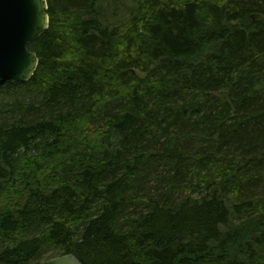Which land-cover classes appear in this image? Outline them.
Returning <instances> with one entry per match:
<instances>
[{
	"label": "trees",
	"instance_id": "trees-1",
	"mask_svg": "<svg viewBox=\"0 0 264 264\" xmlns=\"http://www.w3.org/2000/svg\"><path fill=\"white\" fill-rule=\"evenodd\" d=\"M104 1L0 88V264H264V0Z\"/></svg>",
	"mask_w": 264,
	"mask_h": 264
},
{
	"label": "water",
	"instance_id": "water-1",
	"mask_svg": "<svg viewBox=\"0 0 264 264\" xmlns=\"http://www.w3.org/2000/svg\"><path fill=\"white\" fill-rule=\"evenodd\" d=\"M46 0H0V88L27 83L38 66L30 45L49 27ZM41 264H81L68 254Z\"/></svg>",
	"mask_w": 264,
	"mask_h": 264
},
{
	"label": "rangeland",
	"instance_id": "rangeland-1",
	"mask_svg": "<svg viewBox=\"0 0 264 264\" xmlns=\"http://www.w3.org/2000/svg\"><path fill=\"white\" fill-rule=\"evenodd\" d=\"M125 2H126V4H129L128 0L124 1V3ZM116 5H117V3L115 0L113 2H111V4H109L107 1H104L102 3V8L104 10V16H105V18H107L109 20V22L114 21V20H120L121 21V20L125 19V17H127L124 10L118 9L116 7ZM6 99H7V101L10 100V98H6ZM50 254H52V253H49V255H46V257H44L42 260L44 262H47L46 260L50 256Z\"/></svg>",
	"mask_w": 264,
	"mask_h": 264
}]
</instances>
